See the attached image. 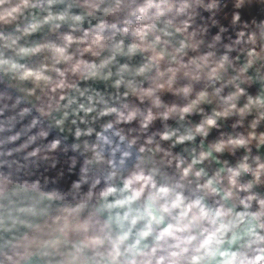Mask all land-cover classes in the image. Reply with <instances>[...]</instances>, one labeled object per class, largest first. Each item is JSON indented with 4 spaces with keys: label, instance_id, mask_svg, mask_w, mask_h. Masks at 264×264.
<instances>
[{
    "label": "clouds",
    "instance_id": "clouds-1",
    "mask_svg": "<svg viewBox=\"0 0 264 264\" xmlns=\"http://www.w3.org/2000/svg\"><path fill=\"white\" fill-rule=\"evenodd\" d=\"M0 264H264V0H0Z\"/></svg>",
    "mask_w": 264,
    "mask_h": 264
}]
</instances>
